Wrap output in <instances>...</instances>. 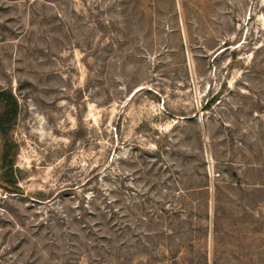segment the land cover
<instances>
[{"label": "rangeland", "instance_id": "1", "mask_svg": "<svg viewBox=\"0 0 264 264\" xmlns=\"http://www.w3.org/2000/svg\"><path fill=\"white\" fill-rule=\"evenodd\" d=\"M0 91V264H264V0H0Z\"/></svg>", "mask_w": 264, "mask_h": 264}, {"label": "trees", "instance_id": "2", "mask_svg": "<svg viewBox=\"0 0 264 264\" xmlns=\"http://www.w3.org/2000/svg\"><path fill=\"white\" fill-rule=\"evenodd\" d=\"M19 114L18 105L10 92L0 91V183L8 191L15 190V179L12 171L14 147L8 136Z\"/></svg>", "mask_w": 264, "mask_h": 264}, {"label": "flooded vegetation", "instance_id": "3", "mask_svg": "<svg viewBox=\"0 0 264 264\" xmlns=\"http://www.w3.org/2000/svg\"><path fill=\"white\" fill-rule=\"evenodd\" d=\"M0 188L3 189V190H7L6 187L0 183Z\"/></svg>", "mask_w": 264, "mask_h": 264}]
</instances>
